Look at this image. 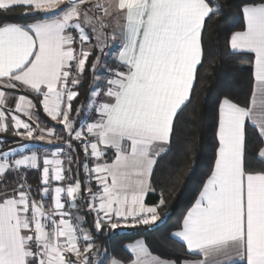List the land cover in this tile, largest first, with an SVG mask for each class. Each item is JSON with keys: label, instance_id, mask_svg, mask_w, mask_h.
<instances>
[{"label": "snow or ice", "instance_id": "6c2138e0", "mask_svg": "<svg viewBox=\"0 0 264 264\" xmlns=\"http://www.w3.org/2000/svg\"><path fill=\"white\" fill-rule=\"evenodd\" d=\"M239 11L228 47L248 64L249 95L218 101L206 179L171 234L194 258L167 261L142 240L126 245L127 257L101 251L96 234L164 219L163 190L153 204L146 194L156 192L154 166L190 102L203 29L220 7L0 0V88L14 90H0V264H264V0H242ZM89 74L87 103L74 107ZM16 93L34 99L20 94L11 107Z\"/></svg>", "mask_w": 264, "mask_h": 264}, {"label": "trees", "instance_id": "16d2710c", "mask_svg": "<svg viewBox=\"0 0 264 264\" xmlns=\"http://www.w3.org/2000/svg\"><path fill=\"white\" fill-rule=\"evenodd\" d=\"M214 3L220 7V12L206 20L202 34L203 60L198 66L190 102L176 119L168 150L158 157L154 166L151 183L156 192L146 194V202L153 204L159 199L160 192L163 190L166 205L160 210L162 213L181 189L182 183L188 179L178 206L165 225L148 234L110 236L112 232L110 230L96 234V243L101 246V251L107 249L109 254L127 257L131 254L124 245L136 238H143L150 252L163 259L182 261L194 258L187 254L181 242L171 238V234L178 228L183 215L194 202L203 180L206 179L212 154L213 131L217 120L219 99L228 96L243 103L250 89L247 62L228 47L230 34L240 30L241 27L242 16L239 8L242 0H214ZM90 82L89 74L79 89L80 97L74 102V107L87 103L85 97L88 95L87 89ZM29 98L34 99L31 95ZM39 114L49 126L55 123L46 117L42 108ZM73 115L75 116L76 113L73 112ZM57 128L60 130L59 126ZM9 141H11L10 136ZM251 153L252 138L251 130H249L250 159ZM78 154L83 161L82 149L78 150ZM254 163L259 164L258 161ZM81 175L83 176L82 169ZM9 182L11 183V180ZM28 182L35 189L38 173L30 172ZM77 207L80 209L79 214L86 220L83 227L91 229L93 215L87 214V207L83 201H78Z\"/></svg>", "mask_w": 264, "mask_h": 264}, {"label": "water", "instance_id": "95a60500", "mask_svg": "<svg viewBox=\"0 0 264 264\" xmlns=\"http://www.w3.org/2000/svg\"><path fill=\"white\" fill-rule=\"evenodd\" d=\"M187 180L188 179H186V181H184V183H182L181 189L178 191V193L176 195H174V197L171 199V201L169 202V204L167 205L165 210L161 213V215L164 217V219L162 221H159L157 223V225H155L151 228L147 227V226L121 227V228L112 230L110 236L141 235V234H145V233L148 234L149 232H152V231L158 229L159 227L165 225L178 206L179 199L181 197L182 191L184 189V186L186 185L185 183L187 182Z\"/></svg>", "mask_w": 264, "mask_h": 264}, {"label": "crops", "instance_id": "0c3cea01", "mask_svg": "<svg viewBox=\"0 0 264 264\" xmlns=\"http://www.w3.org/2000/svg\"><path fill=\"white\" fill-rule=\"evenodd\" d=\"M231 35V34H230ZM0 90H5V89H2V88H0ZM6 92H12V91H14V90H5ZM21 93H16L15 94V96H12V97H10L9 98V100H8V104H9V106H11V107H14V104H15V99H16V96H18V95H20ZM37 144H38V146L39 145H41V144H43V142H37ZM166 147H168V146H166ZM43 149H47V150H54V146L53 145H47V144H43ZM42 149V150H43ZM164 153H162L161 155H163ZM160 155V156H161ZM159 156V157H160ZM191 207V206H190ZM190 207H188V209L190 208ZM187 212V211H186ZM177 230V229H176ZM175 231V230H174ZM173 231V232H174ZM172 232V233H173ZM137 240H142V241H144V239L143 238H136V239H134V240H132V241H130V242H127L125 245H124V247L126 248V245H128V244H132V243H135ZM145 246H146V244H145ZM147 247V246H146ZM130 253V252H129ZM131 254V253H130ZM153 254V253H152ZM153 255H155V254H153ZM163 259V258H162ZM164 260H167V261H173V260H168V259H164Z\"/></svg>", "mask_w": 264, "mask_h": 264}, {"label": "built area", "instance_id": "2783aa9c", "mask_svg": "<svg viewBox=\"0 0 264 264\" xmlns=\"http://www.w3.org/2000/svg\"><path fill=\"white\" fill-rule=\"evenodd\" d=\"M57 131L59 132L60 130H58V128H57ZM84 154V153H83ZM110 231H112V230H110Z\"/></svg>", "mask_w": 264, "mask_h": 264}]
</instances>
